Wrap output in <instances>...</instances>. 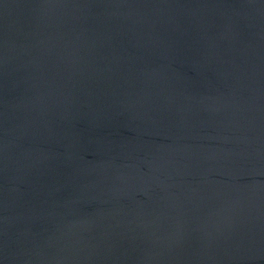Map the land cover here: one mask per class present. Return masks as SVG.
<instances>
[{
	"label": "water",
	"instance_id": "water-1",
	"mask_svg": "<svg viewBox=\"0 0 264 264\" xmlns=\"http://www.w3.org/2000/svg\"><path fill=\"white\" fill-rule=\"evenodd\" d=\"M0 264H264V0H0Z\"/></svg>",
	"mask_w": 264,
	"mask_h": 264
}]
</instances>
